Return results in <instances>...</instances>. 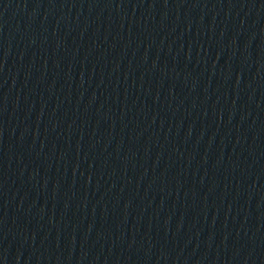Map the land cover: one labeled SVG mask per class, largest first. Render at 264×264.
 I'll return each mask as SVG.
<instances>
[{
    "label": "water",
    "instance_id": "1",
    "mask_svg": "<svg viewBox=\"0 0 264 264\" xmlns=\"http://www.w3.org/2000/svg\"><path fill=\"white\" fill-rule=\"evenodd\" d=\"M0 264H264V0H0Z\"/></svg>",
    "mask_w": 264,
    "mask_h": 264
}]
</instances>
